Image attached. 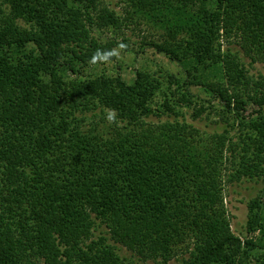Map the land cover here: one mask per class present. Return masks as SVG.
Returning <instances> with one entry per match:
<instances>
[{
  "label": "trees",
  "instance_id": "obj_1",
  "mask_svg": "<svg viewBox=\"0 0 264 264\" xmlns=\"http://www.w3.org/2000/svg\"><path fill=\"white\" fill-rule=\"evenodd\" d=\"M120 2L0 0V264H264V76L245 63L264 64V0ZM133 18L185 80L90 72L116 45L95 32ZM190 85L221 132L182 113L210 119ZM247 181L263 188L241 237L225 194Z\"/></svg>",
  "mask_w": 264,
  "mask_h": 264
},
{
  "label": "rangeland",
  "instance_id": "obj_2",
  "mask_svg": "<svg viewBox=\"0 0 264 264\" xmlns=\"http://www.w3.org/2000/svg\"><path fill=\"white\" fill-rule=\"evenodd\" d=\"M111 8L116 12L125 16L126 6L120 2V0H104ZM133 22H127L122 28V31H99L95 32L97 38L102 42H107L110 39L116 41V48L119 44L126 45V48L120 50V56L115 57L113 61L98 62L92 66L90 72L96 74H105L107 76L121 75V77L128 83L131 84L135 77L136 70H142L157 75L162 74L166 76L168 74L174 75L178 80H185L183 70L176 64L168 60L163 54H158L153 49L144 47L142 45L143 37L149 39V35L157 36L159 31L152 26H149L146 21L138 18H133ZM139 21V25H135L134 22ZM247 68L251 75L258 77V75L264 76V64L255 63L248 65L249 60L245 59ZM190 91L194 94L200 104L204 103L205 107H208V111L204 114H210V119L202 118V120L193 121L191 118L192 110L183 108L182 113L185 115L190 123H194L197 127L202 130L212 131L216 130L221 132L225 128L224 124L219 123L215 125L214 122L219 119V112L221 107L218 102L210 101V97L202 92L201 87L190 85ZM256 107H248L247 111L244 112V116H255L254 111ZM204 116V115H203ZM263 185L261 182L247 181L240 184H234L228 186L225 194V205L230 216L231 229L238 236H246V222L248 217V203L257 197L262 191ZM261 236V232L256 231L252 233L249 238L253 241H257ZM123 256L129 254L122 251ZM172 260L168 264H174ZM156 264V263H148Z\"/></svg>",
  "mask_w": 264,
  "mask_h": 264
},
{
  "label": "clouds",
  "instance_id": "obj_3",
  "mask_svg": "<svg viewBox=\"0 0 264 264\" xmlns=\"http://www.w3.org/2000/svg\"><path fill=\"white\" fill-rule=\"evenodd\" d=\"M126 48V45L124 44H119L116 48H113L111 50H100L97 49L89 63L92 65H95L98 62H108L112 57H119L120 56V50ZM103 112L106 113L105 119L111 124V123H117V112L115 109H108V108H103Z\"/></svg>",
  "mask_w": 264,
  "mask_h": 264
}]
</instances>
